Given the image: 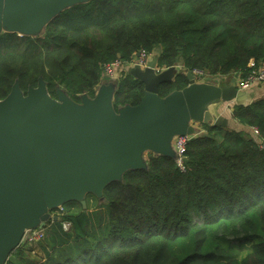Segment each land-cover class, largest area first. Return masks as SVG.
<instances>
[{"label":"trees","instance_id":"obj_1","mask_svg":"<svg viewBox=\"0 0 264 264\" xmlns=\"http://www.w3.org/2000/svg\"><path fill=\"white\" fill-rule=\"evenodd\" d=\"M142 50L157 52L160 67L238 80L264 65V0L78 4L40 37L0 35V100L16 81L26 92L41 77L53 98L57 88L75 101L93 97L104 64ZM188 83L181 73L159 95ZM144 94L141 81L124 75L114 106H136ZM232 117L244 129L204 125L206 134L187 142L185 170L150 156L148 168L107 186L102 202L89 194L86 209L65 204L38 242L44 261L22 243L6 264H264V97L235 105Z\"/></svg>","mask_w":264,"mask_h":264},{"label":"water","instance_id":"obj_2","mask_svg":"<svg viewBox=\"0 0 264 264\" xmlns=\"http://www.w3.org/2000/svg\"><path fill=\"white\" fill-rule=\"evenodd\" d=\"M91 1L0 0V35L40 37L61 12ZM158 65L157 52L144 68L125 64V75L144 84L136 106L115 108L118 74L103 75L94 96L82 94L80 101L62 88L53 98L42 77L26 92L16 81L0 100V264L29 230L58 221L53 211L68 202L86 209L89 194L102 202L107 186L122 181L129 170L148 168L150 156L176 161V137L203 136L202 125L227 127L228 119L218 115L219 103L250 104L235 81L199 80L178 65L157 71ZM181 73L188 85L161 97L159 87Z\"/></svg>","mask_w":264,"mask_h":264},{"label":"built area","instance_id":"obj_3","mask_svg":"<svg viewBox=\"0 0 264 264\" xmlns=\"http://www.w3.org/2000/svg\"><path fill=\"white\" fill-rule=\"evenodd\" d=\"M150 55L151 54L149 52L142 50L138 52L131 61H125L123 59L118 58L111 63L104 64L102 76L105 74H108L110 76L118 74L120 77L121 76L120 73L123 74L125 73L124 72L125 64L138 63L141 67H145L147 65L148 60L150 59ZM183 70L184 72L186 71V69ZM193 72L197 75L199 80L200 79L202 80L203 77H205L204 73L199 70H194ZM263 82H264V65H260L256 69L252 68L251 72L247 76L238 79V88L240 90H248L254 84L263 83ZM198 126L202 127L201 125ZM188 141L189 138L187 136H179L176 137L175 139V147L178 154V159L176 163L178 167L181 168V170H185L186 168L184 160H185V152ZM62 209L63 208L60 209V212H63ZM70 225H71L70 222H63V228L66 231H69ZM44 237H45L44 228L29 230L22 243L24 244L36 243L38 241H41V239H43Z\"/></svg>","mask_w":264,"mask_h":264},{"label":"crops","instance_id":"obj_4","mask_svg":"<svg viewBox=\"0 0 264 264\" xmlns=\"http://www.w3.org/2000/svg\"><path fill=\"white\" fill-rule=\"evenodd\" d=\"M218 80L220 82H231V81H235V83H238L237 79H229L227 77H223V78H219ZM247 92V103H251L257 99H260L262 97H264V83L261 84H255L253 85L250 89L246 90ZM236 105V103L234 101H228V102H221L218 104V106L216 107L218 110V115H221L225 118L228 119V125H236L238 122L235 121L232 117L233 114V108Z\"/></svg>","mask_w":264,"mask_h":264},{"label":"rangeland","instance_id":"obj_5","mask_svg":"<svg viewBox=\"0 0 264 264\" xmlns=\"http://www.w3.org/2000/svg\"><path fill=\"white\" fill-rule=\"evenodd\" d=\"M179 66H181V65H178V67ZM182 70V69H181ZM119 73V72H118ZM120 77L122 78L124 75H125V73L123 74V73H120ZM204 78H209V79H212V78H218L217 76H208V75H205V77H203V79ZM239 89V88H238ZM240 90V89H239ZM243 91H246V90H243ZM227 128H230V129H238V130H240V129H244V126L242 125V124H239V123H237L235 126L234 125H228L227 126ZM97 208V207H96ZM60 210L59 211H56L55 213H53L52 212V214H56V215H60ZM49 222H47L46 223V225L48 224ZM45 225V226H46ZM44 226V227H45ZM44 239V238H43ZM43 239H41V241L43 240ZM39 242V241H38ZM38 242H36V243H31V244H26L27 245V247H28V249H31L32 250V256L33 257H35V258H37L38 260L39 259H41V261H44L45 259H46V253H45V251H43V249H42V247L38 244ZM43 242V241H42ZM41 242V243H42ZM78 247V244L77 243H75L74 245H73V248H72V250H75L76 248ZM51 250V249H50ZM77 253V251H74V254H76Z\"/></svg>","mask_w":264,"mask_h":264},{"label":"bare ground","instance_id":"obj_6","mask_svg":"<svg viewBox=\"0 0 264 264\" xmlns=\"http://www.w3.org/2000/svg\"><path fill=\"white\" fill-rule=\"evenodd\" d=\"M151 54V53H150ZM151 56H152V54L150 55V58H151ZM148 63V62H147ZM147 66V65H146ZM145 66V67H146ZM142 68H144V67H142ZM159 68V65H158V67H157V69ZM167 68H169V67H163V68H160L159 70H162V69H167ZM178 68H180V69H185L182 65L181 66H179ZM264 83V82H263ZM258 84V83H257ZM255 85V84H254ZM237 87H238V83H237ZM189 138V137H188ZM191 138H193V137H191ZM191 138H189V140L191 139ZM177 161V160H176ZM66 222H68V221H66ZM72 227H73V225H72V223H71V225H70V228H69V230L71 231L72 230Z\"/></svg>","mask_w":264,"mask_h":264},{"label":"flooded vegetation","instance_id":"obj_7","mask_svg":"<svg viewBox=\"0 0 264 264\" xmlns=\"http://www.w3.org/2000/svg\"><path fill=\"white\" fill-rule=\"evenodd\" d=\"M160 68H163V67H160V66H159V68L157 69V71H160V70H159ZM165 68H166V67H165ZM186 71H187V70H186ZM186 71H185V72H186ZM185 72H184V73H185ZM202 126L204 127V125H202Z\"/></svg>","mask_w":264,"mask_h":264}]
</instances>
